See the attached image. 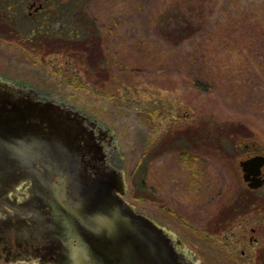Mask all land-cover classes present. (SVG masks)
I'll use <instances>...</instances> for the list:
<instances>
[{"label":"rangeland","instance_id":"obj_1","mask_svg":"<svg viewBox=\"0 0 264 264\" xmlns=\"http://www.w3.org/2000/svg\"><path fill=\"white\" fill-rule=\"evenodd\" d=\"M31 3L0 22V77L112 135L124 199L196 264H264V182L239 164L264 155V0H49L48 34Z\"/></svg>","mask_w":264,"mask_h":264},{"label":"water","instance_id":"obj_2","mask_svg":"<svg viewBox=\"0 0 264 264\" xmlns=\"http://www.w3.org/2000/svg\"><path fill=\"white\" fill-rule=\"evenodd\" d=\"M92 127L74 106L0 77V196L25 181L45 189L37 164L49 161L60 182L48 192L62 249L54 264H181L174 233L124 199V172L106 161ZM239 164L248 187L263 185L264 155Z\"/></svg>","mask_w":264,"mask_h":264},{"label":"flooded vegetation","instance_id":"obj_3","mask_svg":"<svg viewBox=\"0 0 264 264\" xmlns=\"http://www.w3.org/2000/svg\"><path fill=\"white\" fill-rule=\"evenodd\" d=\"M48 1L32 0L28 6L29 9L33 8L28 10L29 15L44 10V4ZM96 130L94 129L96 141L102 146L106 161L112 166L114 164L121 167L112 135L100 132V127H96ZM37 169L47 181L45 189L39 186L35 193L31 181H25L14 192L9 191L0 196V261L54 264L58 253L62 251L55 237L56 224L52 218L48 196L50 187L55 191L60 186L57 179L59 175L49 161L37 164ZM173 233L176 237L170 244L180 263L196 264L192 255L185 250L183 241L175 232Z\"/></svg>","mask_w":264,"mask_h":264},{"label":"trees","instance_id":"obj_4","mask_svg":"<svg viewBox=\"0 0 264 264\" xmlns=\"http://www.w3.org/2000/svg\"><path fill=\"white\" fill-rule=\"evenodd\" d=\"M21 1L22 0H0V22L3 21L4 23H6V21H10L9 17L14 13V11H16V9H14V7L16 6L17 3H20ZM62 3L63 2L60 1L59 5H61V6H58L59 9L63 8ZM69 10H70L69 5H67L66 6V11H68V12H67L66 16H68V17L70 15ZM57 15H58V17L60 16L59 14H57ZM57 15L54 12L49 14L50 19H52V20ZM73 16H74V18H76V20H78V18H77L78 15H76V16L73 15ZM28 17H30L31 19H34L39 25H41L40 27H43L42 28V30H43L42 32L43 33H45V34L49 33V29H48V27H49L48 26L49 25V19L46 18L47 15L45 16V14L43 15V14H41V12H37V13H33L32 16L29 15ZM67 24L69 25V23H67ZM70 27H72V26L70 25ZM81 27L82 28H81L80 32L78 30H74L75 36H79L81 34L82 35H86L87 27H85L83 25H81ZM64 29L66 30L67 27L64 28ZM73 29H74V27H73ZM73 29H71V30H73ZM61 32H63V31H61ZM55 34L59 35L58 33H55ZM64 34H66V31L64 32ZM67 35L71 36L72 35L71 31H70V33L68 32ZM28 39H29V37H28ZM139 164L137 165V168L139 167ZM145 174H146V169L143 172V176H145Z\"/></svg>","mask_w":264,"mask_h":264}]
</instances>
